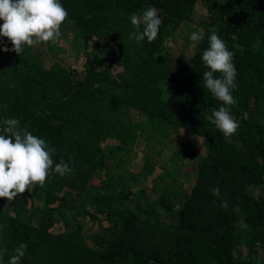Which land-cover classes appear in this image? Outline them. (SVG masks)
<instances>
[{"label":"trees","instance_id":"obj_1","mask_svg":"<svg viewBox=\"0 0 264 264\" xmlns=\"http://www.w3.org/2000/svg\"><path fill=\"white\" fill-rule=\"evenodd\" d=\"M60 2L68 12L61 33L71 25L72 47L83 44L82 76L62 58L45 67L34 47L19 56L5 52L12 45L0 37V127L18 119L55 149L54 162L62 158L74 171L51 174L42 187L9 201L10 209L0 199V248L11 254L26 244L20 264H264V0ZM197 4L207 14L198 23L203 39L189 63L181 53L174 68L165 41L192 22ZM148 7L162 23L154 41L137 43L129 39L137 31L129 16ZM212 27L234 53L237 72L231 114L240 126L227 139L206 119L222 106L202 79ZM45 45L51 56L65 51ZM132 113L142 120L134 122ZM171 128L201 139L205 155L179 181L162 171L166 182L151 200L157 184L134 188L153 173L154 161L143 157L134 173L129 156L138 138ZM181 146L180 163L194 160L192 145ZM99 172L105 177L97 186ZM83 217L110 223L90 236L92 246L80 239ZM57 223L61 229L51 232Z\"/></svg>","mask_w":264,"mask_h":264},{"label":"clouds","instance_id":"obj_2","mask_svg":"<svg viewBox=\"0 0 264 264\" xmlns=\"http://www.w3.org/2000/svg\"><path fill=\"white\" fill-rule=\"evenodd\" d=\"M129 20L137 29L130 33L129 39L137 43L147 39L151 43L157 38L162 21L156 8L148 7L141 14L132 13ZM0 21L3 22L0 37L12 45L11 49L5 47L3 51L19 56L25 47L57 42L62 25L68 21V12L60 0H0ZM141 26L142 31L139 30ZM209 33L208 47L202 53V63L207 69L202 79L204 87L222 102V106L214 109L206 119L227 139L235 135L240 126L231 114V107L237 104L232 95L237 86L234 53L220 38L216 27L210 28ZM189 39L193 45L201 42L203 29L192 32ZM243 118L247 119V113H243ZM3 125L0 129V199L12 201L36 185L42 187L53 173L64 176L74 171L62 158L54 162L55 149L27 127L22 128L18 119H5ZM212 195L220 199L219 189H212ZM219 207L227 209V201L221 200ZM26 249L24 243L11 254L7 248H0V264L6 254L9 255L7 264H20Z\"/></svg>","mask_w":264,"mask_h":264},{"label":"rangeland","instance_id":"obj_3","mask_svg":"<svg viewBox=\"0 0 264 264\" xmlns=\"http://www.w3.org/2000/svg\"><path fill=\"white\" fill-rule=\"evenodd\" d=\"M207 17L206 12L202 9L198 4L193 11L192 14V22L182 24L181 28L175 33V36L168 37L165 41L166 49L170 52L168 63L172 67H177V61L179 54L182 53V61L184 63H189L191 56L194 53L195 45L189 39L192 32L201 30L200 26L198 25L199 21L205 19ZM74 27L68 26L67 32L65 34H61L60 39L52 43V47H60L65 51L57 52L54 56H51L48 52V49L45 44H39L34 46L33 48V55L40 57L42 62H44L45 67H49L55 61L59 59H63V64L69 65L70 67L77 70L76 73L82 74V66L85 62V53L82 48L83 44L80 45V50L75 51V47H72L71 41L73 38ZM186 42V44H185ZM82 76V75H81ZM131 118L134 122L137 120H142L137 113H132ZM143 123V122H140ZM150 139L145 137L138 138L137 145H134L133 151L136 152V155H132L130 153V162L128 163V171H133L134 173H138L143 165V157L150 156V162L154 161V171L153 173L144 180V177H141L138 182H136V186L134 191H137V188L143 184V181H146L148 185V191L152 185L157 184V189L155 192H152L150 195L151 200H155L158 197L159 190L161 185L165 180L164 173H168L171 177H175V181H179L182 179V176L185 172H196V160L200 156L205 155V151L203 148V143L201 139H197L188 135L186 132L171 128L164 131H156L153 136H150ZM113 143V141H110ZM187 143L191 144L195 151V158L194 160H186L182 164L179 161V157H175V153L178 152L180 148H182V144ZM118 158V157H117ZM128 161V160H125ZM126 170V169H125ZM113 173V172H112ZM158 175L161 176L158 179ZM105 177V172H99L97 178L93 179V183L97 186L100 185L99 181ZM169 185H172L171 180H167ZM133 202V199H131ZM3 207L10 209L9 201L5 200L4 204H1ZM140 206H143V203L140 202ZM163 220L166 222H170V219L165 216ZM82 222V232L80 239L84 241L85 245L92 246V242L89 241L90 236L101 232V225L103 227H108L110 223L106 221L104 218H100V225L92 220L83 217L80 219ZM53 226L50 231L53 233H58L59 229H61L60 224ZM245 253V251L243 250ZM260 258H264V250L260 252Z\"/></svg>","mask_w":264,"mask_h":264},{"label":"built area","instance_id":"obj_4","mask_svg":"<svg viewBox=\"0 0 264 264\" xmlns=\"http://www.w3.org/2000/svg\"><path fill=\"white\" fill-rule=\"evenodd\" d=\"M0 129H2V128L0 127Z\"/></svg>","mask_w":264,"mask_h":264}]
</instances>
